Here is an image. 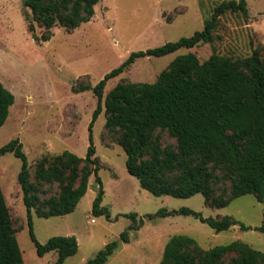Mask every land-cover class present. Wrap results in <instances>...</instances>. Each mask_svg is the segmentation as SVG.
Returning <instances> with one entry per match:
<instances>
[{"label":"rangeland","instance_id":"1","mask_svg":"<svg viewBox=\"0 0 264 264\" xmlns=\"http://www.w3.org/2000/svg\"><path fill=\"white\" fill-rule=\"evenodd\" d=\"M222 1L228 0H99L88 22L66 30L56 25L44 28L23 0H0V81L14 96L0 126V147L12 139L22 143L30 181L37 185L42 200L59 194L68 171L62 173L61 181L45 182L36 174L39 164L55 168L53 156L65 150L84 157L89 145L88 125L96 98L91 90L75 92L72 87L93 86L132 51L190 36L203 28L213 8ZM246 3V18L239 12L220 15L211 43L181 47L159 57L137 58L121 74L107 80L103 95L118 82H154L179 54L192 52L202 62L213 52L232 61L245 58L255 48L264 52V0ZM29 24L33 25L37 39L28 29ZM46 34L50 39L42 41ZM158 134L161 146L176 147L175 138L160 128L152 131V139ZM119 137L118 129L105 128L104 112L99 113L92 126V138L99 162L97 174L104 190L101 205L108 208L109 218L91 212L98 189L93 174L86 193L71 213L44 218L31 211L33 233L39 242L55 235L76 237L78 250L63 264H86L112 241H117V246L104 264H159L164 244L173 234L188 235L203 249L240 240L264 251V232L255 229L262 221L264 201L258 202L252 194H245L215 208L205 206L200 193L188 198L154 196L127 172L126 154L118 145ZM20 168L21 160L12 152L0 154V185L23 263L54 264L56 252L40 257L30 240L26 208L17 181ZM209 168L215 175L214 196L227 197L228 168L213 164ZM183 206L203 216L229 215L250 228L242 230L236 224L216 232L189 215L146 216L162 207L170 210ZM132 212L142 219V225L129 231L128 242H123L119 235L131 223L125 214ZM232 256L230 253L224 260Z\"/></svg>","mask_w":264,"mask_h":264},{"label":"trees","instance_id":"2","mask_svg":"<svg viewBox=\"0 0 264 264\" xmlns=\"http://www.w3.org/2000/svg\"><path fill=\"white\" fill-rule=\"evenodd\" d=\"M98 1L23 0V4L36 14L44 28L56 25L72 30L90 20ZM227 11L239 12L246 18V0L222 1L213 8L203 28L190 36L132 51L93 86L72 87L75 92L91 90L96 104L88 125L89 145L85 156L65 150L53 156L55 168L44 167L42 163L36 168L38 178L45 182L61 181L62 173L68 171L66 183L61 184L57 196L40 198L37 185L30 181L28 161L18 139L0 147V154L12 152L21 160L17 181L26 208L29 237L38 256L55 251L54 264H63L77 252L78 242L73 235H55L39 242L33 233L31 211L44 218L71 213L86 193L92 174L98 189L91 212L96 216H110L108 208L101 205L104 190L97 174L99 162L92 138L93 123L102 111L105 128L120 131L118 145L125 151L127 172L152 195L188 198L200 193L204 205L215 208L224 207L245 194H252L258 202L264 201V52L255 48L245 58L235 61L213 52L202 62L192 52L179 54L167 69L160 71L154 82H118L103 95L107 80L121 74L137 58L159 57L181 47L211 43L218 18ZM28 29L37 39L32 24ZM49 39V34L41 37L42 41ZM13 102V94L0 81V126ZM156 128L175 138L176 147L161 146L159 134L152 139ZM209 164L228 168L227 197L214 196L215 175ZM173 215L193 216L216 232L236 224L242 230L250 228L229 215L203 216L184 206L170 210L162 207L146 216ZM125 216L131 223L119 236L120 240L128 242L129 231L138 230L142 219H138L135 212ZM255 229L264 232V212L261 224ZM14 232L0 185V264H24ZM116 246L117 241L107 243L86 264H104ZM230 253L234 256L224 260ZM159 264H264V251L240 240L203 249L194 238L173 234L164 244Z\"/></svg>","mask_w":264,"mask_h":264},{"label":"built area","instance_id":"3","mask_svg":"<svg viewBox=\"0 0 264 264\" xmlns=\"http://www.w3.org/2000/svg\"><path fill=\"white\" fill-rule=\"evenodd\" d=\"M92 221H93V219H92Z\"/></svg>","mask_w":264,"mask_h":264}]
</instances>
